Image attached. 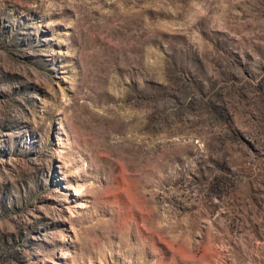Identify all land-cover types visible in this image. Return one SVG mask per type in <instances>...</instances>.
Masks as SVG:
<instances>
[{
  "label": "rangeland",
  "instance_id": "obj_1",
  "mask_svg": "<svg viewBox=\"0 0 264 264\" xmlns=\"http://www.w3.org/2000/svg\"><path fill=\"white\" fill-rule=\"evenodd\" d=\"M0 264H264V0H0Z\"/></svg>",
  "mask_w": 264,
  "mask_h": 264
}]
</instances>
